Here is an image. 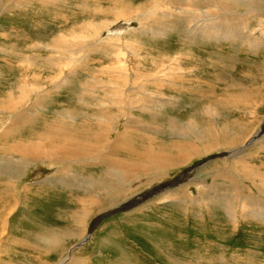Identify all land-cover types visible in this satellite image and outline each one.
Wrapping results in <instances>:
<instances>
[{"label":"rangeland","instance_id":"374dc122","mask_svg":"<svg viewBox=\"0 0 264 264\" xmlns=\"http://www.w3.org/2000/svg\"><path fill=\"white\" fill-rule=\"evenodd\" d=\"M22 1L24 4L14 6L15 0H0V99L5 98L9 92H14V94L18 92L23 79H27L33 85L34 82L30 76L34 73L44 75L45 79L41 83L46 86L41 87L39 94L37 92L34 95L41 97L37 106L30 104L33 100L31 99L28 104L24 103L19 107L20 115L29 116L33 121L31 126H25V131L17 129L16 132L19 131L22 140L32 144L42 142V140H31L35 136L33 129L48 135L51 143L44 150L46 155H51L53 152H66L72 148L65 139L62 140L60 137L56 139L51 136L48 130L50 125L55 128H68L73 136H77V132L91 135L89 147L97 141L101 142L104 147L116 140L119 144L118 149L107 156L105 166L100 164L98 167L86 169L79 166L78 169L68 173L67 165L45 161L43 164L32 166L26 172L25 181L21 187L22 193L19 200L14 202L13 205L16 204V207L9 217L8 233L2 236L0 264H59L61 261H70L71 255L81 259L83 264H264L263 211L260 215H252L245 212L240 203L235 206L225 202L210 203L207 202L205 196L204 200L193 202L195 198L201 199L199 194L204 190L223 192L224 187L229 189V195L239 193V196H246L248 201L264 199V132L260 138L255 140L252 147L236 158L232 157L231 160L230 158L228 160L218 158L201 167V162L207 160L208 157L225 153L228 150L227 148L217 150L215 148L210 153L201 156L199 153L200 151L205 152L204 146H208L211 138L221 145L228 144L225 140L230 141L234 137L233 139L237 142L235 149H228H240L250 142L249 137L252 140L264 128V16L257 18L249 15L247 12L249 3L232 7L230 19H245L247 28L244 33L233 32L234 36L231 38L229 36L219 38L218 36L215 39L206 34L201 36H196L195 33L187 34L186 29L183 28L184 23L181 21L182 16L187 12L192 17L199 13L189 7L186 13L171 19L177 29L169 28L170 24L165 23H168V20H162V25H157L155 24L157 21L151 19L153 23L155 22L156 30L162 31L160 37L152 38L151 33L149 34L146 28H142L143 25L134 19L125 22L118 11L128 10L130 12L131 10V13L137 11L146 13L160 2L159 0ZM215 1L221 4L222 8L217 10L215 6L212 7V11L219 17L225 16L222 11L224 0ZM203 7L207 8V6ZM249 7L254 9V13L261 12L257 2L250 4ZM102 25L108 26L107 31H98L96 27ZM83 33L87 34L86 37H98V51L91 50L86 39L84 41L81 39L79 42L74 40V37ZM105 38L108 39L105 40ZM57 42H67L72 47L82 44L84 51L75 56L81 59L85 56L87 58L82 62L80 60L79 66L70 64V68L68 66L66 68L67 71L62 70L63 65L52 64V60L70 55L57 49L60 46H57ZM128 43L143 45L138 51L141 58L146 56L141 64L143 75L154 70L159 59L165 56L158 53L159 49L161 54L170 53L172 56L177 52L184 55L197 54L196 56L200 57L199 60L205 64L203 66L205 69L199 65H195L196 68L194 63L197 64V61L183 60L178 54L175 56L177 62L191 64L185 63L184 70L177 72L181 78L191 79L190 85L183 82L188 89L184 87L185 90L178 94L162 89L164 97L160 101L153 102L151 106L153 109L146 112L140 109L138 111L122 109L120 107L122 103L118 99L116 101L120 105L111 103L116 99L112 93L116 87H113L114 81L109 78L112 72L108 68L124 66L123 69L134 71L136 59L131 58ZM106 45H109V48ZM147 47L153 50H146ZM149 54L152 55L149 56ZM120 55H127V58L131 60H127L126 56L125 60ZM116 56L121 58L118 59ZM33 58L51 60V71L46 69L50 76L47 75L48 73L45 74L42 61H35L37 63L33 66L37 68L29 69L28 63ZM74 62L72 63L75 64ZM75 67L79 71H71ZM197 70H199L198 73ZM54 72H62L61 81L56 85L50 81L51 77H54ZM74 72L78 74L72 75ZM98 75H101L99 78L101 80H90ZM38 83H40V77ZM93 83L96 84L95 88L90 89V92L86 91V85ZM177 86L182 88L180 82ZM111 88L114 89L111 90ZM128 88L135 90L130 94L132 97L136 96L134 99L137 101L139 98L144 100L147 97L137 91L132 83L125 86L121 94H128ZM154 88L149 87L148 89L151 93L160 95V89ZM85 92L89 96L88 99L80 95ZM95 103L102 105L104 111L105 106H111L113 113L117 114L122 110L127 116L136 117V120L140 121L138 128L150 126L164 133L159 134L160 132L157 133L149 128L134 132L130 127H125L124 131L125 119V121H119L116 132L111 130L104 138H99L101 130L91 123L93 122L91 117L94 114L92 107ZM28 107L34 110L38 117H33ZM2 124H7V118L0 120V125ZM175 128L179 130L172 136ZM196 132L199 135L204 134L206 138H201V140L195 138ZM223 132H227L228 135L221 136ZM120 133L126 135L120 138ZM237 133L239 136L236 135ZM84 135L81 136L84 137ZM4 141L7 144L10 143L9 140ZM4 141L3 145L6 144ZM151 141H154L157 146H164L156 150V157L171 156L173 163L182 155L179 151L181 146L183 151H188L192 155L197 154V156L186 166L172 170L165 180L152 185L145 184L135 195H127L128 200L126 201L123 197L113 205L106 207L102 205L101 200H96L97 191L89 189L84 182L93 179L104 181V176L118 161L125 160L128 155L139 151L144 144L147 145ZM80 146L86 148L84 143ZM99 152L103 153V150ZM43 158L46 159L45 156ZM241 159L244 160L243 163L248 170L259 169L261 177L253 178L255 185L246 179L242 180L243 176L236 171L235 166L231 165ZM140 162L146 170L151 167L145 159ZM0 164L3 166V163ZM188 166L196 167V169L199 166L200 168L197 169L193 178L186 174L185 179L187 180L179 188L175 189L176 185L172 187V190L158 191L156 192L158 195L154 194V190L160 185L166 183L167 186L179 179L180 175L189 168ZM83 168L84 171H82ZM219 170L224 171L226 175L224 178L220 177L223 173ZM36 171L43 174V177L36 179L34 175ZM141 178L146 180L148 174L142 175ZM6 180L11 181L8 177H0V184L2 185ZM24 187L29 190L25 192ZM260 187L262 192H260ZM180 188L183 189V193H179L180 196L177 199H168L170 192H175ZM149 192L153 193L150 197H146ZM135 196L138 197L137 200ZM132 202L136 203L134 207L129 210L122 209ZM262 202L264 206V201ZM111 212L115 213L97 223L88 242L78 248L77 246L88 236L93 221L100 215ZM246 214L249 215L246 216ZM81 234L84 236L82 240H80ZM63 235L66 237L74 235V237L71 240L67 239L65 249L59 252H49L47 242Z\"/></svg>","mask_w":264,"mask_h":264},{"label":"bare ground","instance_id":"6f19581e","mask_svg":"<svg viewBox=\"0 0 264 264\" xmlns=\"http://www.w3.org/2000/svg\"><path fill=\"white\" fill-rule=\"evenodd\" d=\"M159 1L160 2L157 1L158 3H156L153 6V8H151L149 10L147 9L148 11L146 13H138V11L136 13H131V10H130V12L128 10H125V11L122 10V11H118V14H120L122 20H124L125 22H130V21H132V19H134L140 25H143L144 27H142V28L143 29L146 28L148 30L149 34L151 33L152 38H157V37L161 36L160 32H162V31L156 30V26H154L155 22L153 23L151 21V19H155L157 21L155 24H157V25H162V23H163L162 20H166V21L168 20V23L167 22H165V23L167 25L170 24L169 28L177 29L176 24L174 26V23H172L173 21H171V19H173L175 17L178 18L180 16V14L186 13L189 10L188 8L192 7V9L194 8V10L197 11V13L198 12L199 13L196 14L194 17H192L187 12V14L182 16V20H181L184 23L183 28L186 29L187 34L191 35L192 33H195L196 36L197 35L201 36V35L206 34L207 36H210V37L215 38V39L218 36H219V38L222 36H229L231 38L234 36L233 32L237 33V31H238L240 33H244V30L247 28L245 26V22H246L245 19H242V18L238 19V20H240V22H238V20H236L235 18H233L232 20L230 19L232 17L230 14V12L233 10L232 7L235 8L242 3H249L248 4L249 11L246 10L247 12H249V15H253L252 17H257V18H259L260 16H264V14H263L264 0H224L223 1L224 2V4H223L224 9L222 11H224L223 13H225V16L223 15L220 17L218 16L217 13L212 11V7H215V6H217V8H216L217 10H220L222 8L221 4L217 3V1H215V0H159ZM254 2L258 3V7H259V10H261V12L254 13V9L249 7V5L254 3ZM220 3H221V1H220ZM22 4H24V2L22 0H15V3H13L14 6H20ZM126 4L129 5L130 3L129 4L126 3ZM9 5L10 4H8V6ZM135 5L137 6V4H135ZM203 6H207V8L204 9ZM139 11H141V10H139ZM0 14H1V9H0ZM176 19H175V21H178ZM228 19H230V20H228ZM227 20H228V22L225 23ZM96 28L98 29V31H100V30L105 31L108 28V26L102 25V26H97ZM234 28H237V29L234 30ZM165 31H166V29H165ZM123 34L125 35V33H123ZM86 36H87V34L83 33L80 36L74 37V40L79 42V41H81V39L83 41L86 39L87 40L86 42L89 44V48L93 51L94 50L98 51V46H99L98 37L90 38V36H88V37H86ZM100 36H99V38H100ZM120 37H122V36H120ZM106 39H108V38H105V40ZM57 46L61 47V49L59 47L57 49L62 50L66 54L68 53L67 55H70L68 57L63 56L62 59H57V60L53 59L52 60V64L53 63H56L57 65L62 64L63 65L62 70H66L67 66L70 68V64H72V66H76V65L79 66L80 60L82 62L83 59L87 58V56H85L82 59L77 58L75 56L76 54L84 51L82 48V44L78 47H72L69 44H67V42H64V43L63 42H61V43L57 42ZM106 46H108L107 48H109V45H106ZM127 46L130 48L131 58L134 57L136 59V61H134L135 62L134 71L130 72L128 69L125 70V69H123L124 66L123 67L121 66L122 68L117 67V66H116L117 68H113V67L108 68V69H111L110 72H112V74L110 75L109 78L112 81H114L115 86L113 85V87H116L115 90L112 92L115 95L116 99L111 101V103H113L114 105H120V104H118L119 102L116 101L118 99L122 103V106H120V107H122V109L127 108L129 110H137V111L140 109L141 111L146 112V111H149L150 109H153L151 107L153 102L160 101L164 97V94L161 92L162 89H168V90H170L174 93H177V94L184 91L185 89H188V86H185L183 84V82L190 85L191 79L187 78L189 80H185L186 78H181V76L178 75L177 72L184 70L183 67H184L185 63H187V65H191V64H189L188 62H185V63L180 62L181 63L180 64L175 59L176 55L179 54L181 56V59H183V60H187V59L190 60L191 59V60L197 61V64L194 63V66L199 65V67L202 66V68H204L203 66L205 65L199 60L200 57L196 56L197 54H186V55H184L181 52H177L175 55L172 56L170 53L161 54V50L159 49L158 53L160 55H165V56L159 59L154 70H151L146 75H143V73H142L143 68H142L141 64H142L143 60L146 58V56L141 58V55L138 52L140 49H142L143 45L140 44L139 46H137L136 43H128ZM107 48L104 47V49H107ZM179 48H181V46H179ZM113 49H115V47ZM146 50L151 51V50H153V48L147 47ZM93 51H91V52H93ZM97 51H95V52H97ZM114 51H116V50H114ZM99 52H101V51H99ZM119 52H121V50H119ZM147 52L148 51H146V53ZM90 54L91 53L89 52V56H90ZM151 55L152 54H149V56H151ZM120 56H122V58H124L126 56L127 60H131V59L127 58V55H124V56L120 55ZM128 56H130V55H128ZM116 58H118V57L116 56ZM120 58L121 57H119L118 59H120ZM35 61H42L41 64H43V67L45 69V74L48 73L47 75L50 76L49 72L46 69L51 71V69H52L51 60L47 61V60H43L41 58H33L28 63L29 69L35 67V66H33L34 64L37 63ZM73 61H75L74 62L75 64L72 63ZM118 62H120V61H118ZM127 62H129V61H127ZM103 63H105V62H103ZM47 64L49 65V67ZM119 65H121V64H119ZM132 67H134V66H132ZM35 68H37V66ZM76 68L77 67L72 68L71 71H73V70L79 71ZM18 70L20 72V69H18ZM198 71L199 70H197V73H198ZM191 73H192V71H191ZM77 74H78V72H74L72 75L76 76ZM53 75H54V77H51L50 81L52 83H55V85L59 84L61 81V78H62V72H56V73L54 72ZM98 76L97 77L95 76L90 80H101V79H99V78H101V75L99 77ZM39 77H40V83H38ZM190 77H191V75H190ZM30 78H32V80L34 82L33 85L30 84L27 81V79H23L22 83H21L22 85L21 84L19 85V91L18 92H16L15 94H14V92H9L7 94V96H5V98L0 99V120H5V118H7V124L0 125V140H1L0 141V163H3V166L0 164V177H8L9 179H11L10 182L8 180H6L2 185L0 184V250H1V246L3 245L2 236H4L5 234L8 233L7 228H8V226L10 227L9 217L14 212L15 207H16V204L15 205H13V204L17 200H19V196L22 193L21 187L25 181L24 176H25L26 172L29 171L32 166H34V165L37 166V164H40V163L43 164L45 161H47L49 163L51 161H54L57 163H62L61 165H64V166L67 165L66 166L67 169L70 170V171L66 170L68 173H71L74 170L78 169L79 166H83L85 169L88 167H94L95 168V167H98L100 164L102 166L103 165L105 166V163L108 159L107 156H110L111 153L115 152L118 149L117 145L119 144V141L116 140L115 142L109 143L108 145H106L104 147L101 142L97 141L94 145L89 147V143H90L89 139L91 138V135H84L82 132H77V136H73L69 132L70 129L59 128V127L55 128L51 125L48 127V130H49L51 136L53 138H56V139H58L59 137L62 140L65 139L72 146V148L69 151L53 152L51 155H46L44 150L51 143L50 137L48 135L46 136V134L43 132H36L35 129H33V131L35 132V136L31 140H42L41 144H32V143H28V141L22 140V136H20L19 131L16 132V130L18 129V130H21L22 132L25 131V126H31L33 120L29 116L20 115V108L19 107H21L24 103L28 104L29 103L28 101L31 99H33V100L30 104L37 106L38 103L40 102L41 97H40V95H38V96H34V95L37 92L39 94V90L41 89V87L46 86V85H42L43 83H41L45 79L44 75H42V74L38 75V73H36V74L34 73L33 76H30ZM25 81H26V83H25ZM50 81H48V82H50ZM178 82H180V85H182V88H179L177 86ZM131 83H132V86L137 89V91H140L142 94L147 96L144 100H142L143 98L142 99L139 98L138 101H137V99L135 100L134 98L136 96L133 95L135 97H132L130 94L134 90L132 88H130V89L128 88L129 89L128 94H121V92L123 93L125 86H127L128 84H131ZM86 86L88 88L86 87L85 90L89 91L90 89L92 90L93 87L95 88L96 84L93 83V84L86 85ZM149 87H155L156 89H160V95H157L156 93H151V90L148 89ZM184 87H185V89H184ZM113 89L114 88H111V90H113ZM104 92L107 94V91L105 89H104ZM116 92L118 94H116ZM126 93H127V90H126ZM80 95L82 97L84 95V97H85L84 99L89 98V96H87L86 92L83 94H80ZM136 95H137V93H136ZM244 95H245V93H244ZM34 97H35V99H34ZM117 97H119V98H117ZM236 99H238V98H236ZM2 106H4V107H2ZM92 108H94V109H92L94 114L91 117V120L93 121L91 123L94 124L95 128L101 130L100 134L98 135L99 138H104L111 130H114L116 132L119 121H125V119H126V121L123 124L124 131H125V127H130L134 132H139L141 130L143 131V130H146V128H149V130H154L157 133L160 132V130L152 129L150 126L138 128L137 126H138L140 121H137L136 117L131 116V115L127 116V114L122 112V110H120V112L117 114L113 113V112H111V108H112L111 106H109V107L105 106L106 109L104 111L102 105L95 103L94 107H92ZM28 110L33 117H35V118L38 117L37 114L34 112V110H31V108H29V107H28ZM174 125H175V123H174ZM11 130H14V131L9 132ZM178 130H179V128L178 129L175 128V131L173 129L174 132H172V136L174 135V133H177ZM228 131H229V129H228ZM161 133H164V132H160L159 134H161ZM217 134H218V132H217ZM81 135H84V137H82ZM125 135H126L125 133H120L119 137L121 138V137H124ZM186 135H188V134L186 133ZM211 135H213V134H211ZM225 135H228V133L227 132L221 133V136L226 137ZM236 135H238V133ZM13 136H15L16 138ZM191 136L193 137V135H191ZM215 136L217 137V135H215ZM218 137H219V135H218ZM195 138H197V139L200 138V140H201V138L204 139L206 137L204 136V134L199 135L196 132ZM233 138H231L232 140L229 139L230 141H228V139L225 140L228 144H221V145L217 141H215L214 138H211L210 139L211 142L208 143V146H204L205 152H203V151L199 152L200 156L204 155L205 153L206 154L210 153V151L215 150V148H216V150L219 148H227V150L229 152L227 151V152L222 153V154H218V155H214L212 157H208V159L206 158L207 160H205L204 162H201V164H200L201 167L204 165L206 166V164H208L210 161L218 159V158H223L226 160H228L229 158L231 160L232 157L236 158L238 155H240L246 149L252 147L255 144V141L253 142V140H251V137H249L248 139H250V142L248 144L242 146L240 149L236 148L237 150H231L228 148H234L235 149V146L237 144V142L234 140L235 138L234 139ZM246 138H247V136H246ZM219 139H220V137H219ZM4 140H6V141L9 140L10 143L7 144ZM3 141H4V143H6L5 145L2 144ZM240 141H241V139H240ZM82 143H84L86 145V148H83L80 146ZM186 144L189 146V142H187ZM78 145L80 147H78ZM163 147L164 146L155 145L154 141H151L147 145L144 144V146L139 151H135L133 154L128 155L125 160H123L121 162L118 161L117 164H115L113 167H111L110 170L108 171V174L106 173L107 175L104 176L105 177L104 181H98L96 179H93V180L85 181L84 183L88 186L89 189H92V190L95 189L97 191V195L95 196V199L101 200L102 205H106V207H108V206L113 205L116 201H119V199H121L123 197H125V201L128 200V199H126V198H128L127 195H129V194L135 195L137 193V191H140L145 184L152 185V184L157 183L159 181L161 182V180H165L167 175L172 170L174 171V169H176V168L186 166L187 164H189V161H191L194 157L197 156V154L192 155L188 151H183L182 146H181L179 151L182 152V155L173 163V158L171 156L165 155L164 157H156V153H155L156 150L159 148L162 149ZM100 150H103V153H100L99 152ZM43 156H45L46 159H44ZM8 159H10V160H8ZM142 159H145L150 163L151 167L148 170L144 169L143 165L141 164L140 160H142ZM243 161L244 160L241 159L239 161L234 162L231 165L235 166L236 171L238 173H240L241 176H243V177H241L242 180L246 179L248 181H251L252 182L251 184L255 185L253 178L261 177L260 172L258 171L259 169L257 170L254 168V169L248 170L247 168H245ZM170 164L173 165L175 168H173ZM228 165H230V164L228 163ZM231 165H230V167H231ZM199 166H197V169L199 168ZM84 168L82 171L85 170ZM158 169H161V171H157ZM197 169H196V167H193V168L189 167L180 175L179 179L173 181V182H176L174 185H173V182H171L170 184H167V186L163 190H160V191L165 192L166 190H169V189L172 190V187H174L176 185L177 186L175 187V189L179 188L184 183V181L186 182V180H187V179H185V175L188 174L187 176L190 175V178H193L194 175H196V173H197ZM225 169H223V170H225ZM223 170H219V172L223 173V176H220V177L224 178L226 175H225ZM7 171H9L8 174H7ZM145 174H148V178L146 180H142L143 178H141V176L145 175ZM217 174L215 176H217ZM34 175H36V179L43 177V174L38 173V171H36V173H34ZM212 177H214V176H212ZM227 177H229V176H227ZM196 178H197V176H196ZM59 180L61 181V179H59ZM193 181H195V180H193ZM202 181H204V180H202ZM205 181H206V179H205ZM205 181H204V184H206ZM211 181H212V179H211ZM63 182H65V180ZM177 182H178V184H177ZM190 182H191V180H190ZM198 182H200V181H198ZM257 184H258V182H257ZM199 186L200 185H198V187ZM260 186L262 187V185H260ZM237 189L239 190L238 187H237ZM28 190H29V188L24 187L25 192H27ZM247 190H249V189H247ZM156 192H158V190L155 189L154 194ZM260 192H262V188L260 189ZM179 193H181V194L183 193L182 188H180L179 190H176L175 192H170L169 193L170 197L168 199H171V200L177 199L180 196ZM177 194H179V195H177ZM261 194H263V193H261ZM156 195H158V194L156 193ZM186 196H187V194H186ZM199 196L201 199L195 198V200H193V202H199V200L200 201L204 200L205 199L204 196H205L207 202H210V203L225 202V203H227L229 205H233V206H235V204L237 205V203H240L241 204L240 206L242 208H244L243 210L245 212L251 213L252 215L257 216V215H260V213L263 211L262 215H264V206H263V202H262V201H264V199L258 198L255 200L248 201V200H246V196H244V197L239 196V193L229 195V189L227 187H224L223 192L222 191H220V192L219 191L218 192H214V191L208 192L207 190H204V191L200 192ZM250 196H252V195H250ZM136 198H138V197L135 196V199ZM220 199H222V200H220ZM246 202H247V204H246ZM133 204L136 205V203H133ZM247 215H249V214H246V216ZM93 227H94V225H92V228ZM73 237H74V235H70V237H68V236L66 237V235H63V236H58L53 241L49 240L47 242V244L49 245V247H48L49 252L61 251L64 248V246L67 244V239L71 240ZM81 237L82 238L80 240H82L84 236L81 234ZM75 239H76V237H75ZM70 258H71L70 261H68V262L67 261L66 262L61 261L59 264H83V261L81 259L76 258L75 255H71Z\"/></svg>","mask_w":264,"mask_h":264},{"label":"water","instance_id":"95a60500","mask_svg":"<svg viewBox=\"0 0 264 264\" xmlns=\"http://www.w3.org/2000/svg\"><path fill=\"white\" fill-rule=\"evenodd\" d=\"M263 132H264V128H263V130L260 132V133H258V134H256L254 137H253V142L255 141V140H257L258 138H260V136L263 134ZM176 182H173V185L175 184ZM166 187V183L165 184H162V185H160L159 187H157L156 188V190H158V191H160V190H162V189H164ZM153 192H149V193H147V195H146V197H150V195L152 194ZM140 201V200H139ZM139 201H137L138 203H139ZM135 206V204H129V206L128 205H126V206H124L122 209H130V208H132V207H134ZM115 212H111V213H109V214H104V215H100L99 217H97L94 221H93V225H94V227L92 228V226H91V229H89V233H88V236L83 240V242H81V244L78 246V247H82V246H84L87 242H88V240H89V238H90V236H91V234H92V232L95 230V225L97 224V223H99L100 221H102L105 217H107L108 215H110V214H114Z\"/></svg>","mask_w":264,"mask_h":264}]
</instances>
